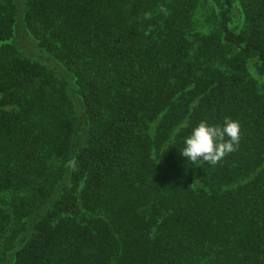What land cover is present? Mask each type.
Segmentation results:
<instances>
[{"label": "trees", "instance_id": "1", "mask_svg": "<svg viewBox=\"0 0 264 264\" xmlns=\"http://www.w3.org/2000/svg\"><path fill=\"white\" fill-rule=\"evenodd\" d=\"M0 264H264V0H0Z\"/></svg>", "mask_w": 264, "mask_h": 264}, {"label": "clouds", "instance_id": "2", "mask_svg": "<svg viewBox=\"0 0 264 264\" xmlns=\"http://www.w3.org/2000/svg\"><path fill=\"white\" fill-rule=\"evenodd\" d=\"M240 134L239 122L228 117L219 124L200 121L183 138V147L179 153L190 164L206 161L214 165L237 149Z\"/></svg>", "mask_w": 264, "mask_h": 264}, {"label": "rangeland", "instance_id": "3", "mask_svg": "<svg viewBox=\"0 0 264 264\" xmlns=\"http://www.w3.org/2000/svg\"><path fill=\"white\" fill-rule=\"evenodd\" d=\"M21 43L20 44L22 45L21 46L22 47V50L25 51L26 53H30V54H32L35 57H40L42 55L40 53L39 49L35 46V44L32 42V40L30 38L28 39V38L22 37ZM50 64L52 66H55V64L53 63V61L50 62ZM82 134H83V132H80V135L81 136H82Z\"/></svg>", "mask_w": 264, "mask_h": 264}]
</instances>
